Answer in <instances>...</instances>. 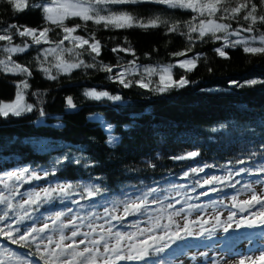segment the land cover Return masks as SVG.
Instances as JSON below:
<instances>
[{
    "label": "trees",
    "instance_id": "1",
    "mask_svg": "<svg viewBox=\"0 0 264 264\" xmlns=\"http://www.w3.org/2000/svg\"><path fill=\"white\" fill-rule=\"evenodd\" d=\"M34 2L42 3L43 0ZM253 2L258 5L257 14H264V5L260 4V0ZM110 9L127 12L143 23L156 17L165 23L157 27L118 29L104 28L91 21L85 23L79 18L66 20L68 26L84 25L74 35L87 38L94 34L101 42L98 61L109 66L135 61L138 72L128 78L133 81L140 79V70L145 66L168 65L187 57H196V68L188 72L174 66L173 78L184 76L190 83L183 88L160 93L153 90L156 84L141 88L133 83L131 87L124 88L109 79V73L97 68H78L59 74L52 68V75H57V79H47L35 58H43L39 49L54 45H32L25 53L13 54L12 58L29 66L33 75L28 77L0 70V101L13 100L15 84L27 79L30 87L25 90L24 98L33 105V110L19 117H0V176L23 167L40 175L48 171L49 175L41 180L23 182L20 192L58 183H71L76 191L61 206L56 203L41 204L32 213V220L18 225L22 230L62 207L71 206L73 212L78 213L84 209V215L101 207H111L118 201L142 196L150 188L159 191L153 192L148 198L157 196L170 201L177 198L168 196L179 184L188 188V193L194 196L202 189L197 182H203L208 175L225 177L229 175V169L235 173L241 167L253 170L251 174H233L231 180L204 184L209 189L206 195L196 194L195 198L180 203L201 201L210 205L227 195L244 193V184L264 177V173L256 171L264 165V54L245 53L243 45H238L235 48L225 47L223 50L227 56L221 57L214 49L225 43L223 39L213 40L207 36L201 41L195 39L197 34L193 33V41L190 42L187 35L181 34L187 33L185 22L196 15L189 9H172L148 0L137 4L111 5ZM221 22L231 24L232 29L240 25L247 27L250 23L243 20L242 14L238 20L225 19ZM12 24L38 30L50 27L53 30L48 35L53 40L63 35L60 28L43 19L41 10L28 8L23 12H15L8 0H0V34H4L2 30L10 28ZM173 24H178L177 30L170 32L169 27ZM255 28L257 31L245 33L254 36L264 32V25L259 22ZM228 39L235 40L234 36ZM25 40L31 42L30 37L15 35L12 43L22 44ZM6 43L0 41V59L6 55L2 52V46ZM118 45L130 48L132 52H113L112 49ZM64 46L71 45L65 41ZM258 46L261 45L255 47ZM178 52H184L185 55H173ZM65 56L72 58L67 53ZM81 59L86 63L93 62L87 52ZM44 66L49 65L45 63ZM250 80H256L257 83L245 84V81ZM230 81H237L241 86L230 84ZM90 89L119 95L121 100L90 98L85 95V91ZM68 97L72 98V111L67 110ZM41 111L44 115H41ZM93 114H100L112 125L111 133L118 137L117 141L112 144L108 142L107 133L98 118L90 117ZM192 151L198 152V155L175 159ZM192 168H204V171L192 173ZM185 172H188L187 176ZM230 184L235 187H230ZM86 185L98 186L101 191L87 198L84 193ZM211 188L217 191H210ZM82 195L86 198L82 199ZM229 208L240 215L246 214ZM2 210L0 208V214ZM9 215L11 217L14 213L10 211ZM140 215L137 213L124 217L120 222L114 221L115 229H131L133 226L127 222ZM8 222L11 223V219ZM216 231L212 235H202L201 238H205L204 245L225 242L227 247H221L220 250L230 254L239 250L248 239L256 237L258 232L264 234L260 228L244 227L240 231H221V235L216 238ZM196 241L198 238L176 240L163 253L150 255L143 261H121L118 264H160L161 261L163 264H175L177 258H181L189 248L199 247L192 246ZM4 248L14 251L29 264H43L40 256L34 255V244L27 247L14 245L0 237V249ZM0 255L8 258L7 253ZM10 259L14 261L16 257Z\"/></svg>",
    "mask_w": 264,
    "mask_h": 264
},
{
    "label": "snow or ice",
    "instance_id": "2",
    "mask_svg": "<svg viewBox=\"0 0 264 264\" xmlns=\"http://www.w3.org/2000/svg\"><path fill=\"white\" fill-rule=\"evenodd\" d=\"M145 2V0H43L42 3H36L34 0H8L15 12H23L28 8H37L43 13V19L51 22L62 30V37L53 40L50 39L48 33L53 29L44 27L42 30L37 28H30L27 26H18L12 24L10 28H4V34H0V41L7 43L2 46L4 58L0 59V70L13 73L25 74L30 77L33 75L29 66L18 63L14 60L13 54L25 53L32 45H42L46 43L50 46L48 48H41L42 59L38 56L35 59L40 65V70L46 75L47 79L55 80L57 75H52V68L56 69L57 74L64 72H71L78 68H97L99 71L109 73V79L120 83L124 88H129L133 83L139 85L141 88H148L153 84L151 77L158 75L159 80L154 91L163 93L170 91L173 88H183L190 83L184 76L179 79H174L172 75V68L174 65L162 66H145L140 74V79L135 81L128 79V77L138 71L135 61H129L127 64L104 65L97 60L100 56L102 45L95 35L89 37L74 35L78 28L84 27L81 24L68 26L65 24L66 20L71 18H79L85 23L91 21L95 25H102L104 28H130L138 27H157L161 21L159 17L143 23L136 20L131 14L127 12H116L110 9L111 5H125L137 4ZM157 4L167 5L172 9H189L196 13L189 21L185 22L187 26V35L189 41H193V33H196L195 39L203 41L207 36L213 40H224L221 47H217L214 51L221 57H226L227 53L223 50L225 47H237L243 45V51L251 54H264V32L259 35L251 37H242L241 32L252 33L257 31L255 25L259 22L264 25V14H257L256 9L258 5L253 0H148ZM260 4L264 5V0H260ZM242 14L244 21H250L247 27L243 25L232 29L229 23L219 22L221 20H238ZM198 21V23H197ZM178 24H173L169 27V31H176ZM14 31H11V30ZM222 33L223 35H218ZM18 35L20 37H30L31 42L27 40L22 44H13V37ZM229 36L237 37L235 40H229ZM259 41L261 46H251L252 42ZM65 41L71 45L65 47ZM113 52H132L130 48H121L119 45L112 49ZM190 51V49H188ZM87 52L92 57V63H86L81 56ZM69 54L71 59L65 56ZM134 54V53H133ZM176 56H184V52L174 53ZM49 57L52 59L50 60ZM45 63L49 66L45 67ZM196 58L182 59L177 61L180 68L185 71H192L196 68ZM113 68L119 69L113 72ZM147 80V82H145ZM256 80L245 81V84H256ZM230 84L241 86L237 81H230ZM16 93L15 98L11 102L0 101V117L16 116L19 117L25 112L33 110V105L24 102L25 90L30 87L27 79L21 80L15 84ZM35 95V93H33ZM85 95L100 100L107 97L109 100L119 101L121 96L110 95L106 91H97L90 89L85 91ZM69 107H74L72 98H67ZM41 115H44L41 111ZM111 127L110 125L108 126ZM114 138L109 137V143H114ZM198 152H188L186 156H178L175 159H186L195 157ZM244 163V161H238ZM210 167V165H205ZM192 173L203 172L204 168H192ZM252 169L241 167L238 172L233 173L229 169V175L225 177L212 176L209 179L203 180V184H212L215 182H223L231 180L233 174L252 173ZM259 173H264V165L256 169ZM49 175L48 171H44L43 175L38 174L34 170L27 167L20 168L15 171H10L0 176V205L5 206L0 214V221H3V227H0V237L10 241L12 244L29 246L34 244L36 253L40 256L43 264H117L118 261H143L150 255L163 253L165 249L169 248L170 244L176 240H181L186 236L193 235H212L215 231L203 227V224L208 221H203L200 231L194 232L192 224L196 221H190L187 214L184 215V222L181 226L174 219L185 213V208L168 211L173 208L172 204L166 207H161L159 210H148V197L153 193L159 191L157 188H150L142 196H137L131 200L118 201L112 205L111 208H104V216H99L93 212H88L84 216L72 215L73 209L55 211L51 216L45 218V222L39 226L35 222L21 229L20 225L23 221H30L33 219L32 213L44 203L50 202L57 197H68L72 194L74 185L71 183L56 184L55 186H47L37 189H31L23 193L20 192V183L32 180H41ZM185 176L188 172L184 173ZM239 183V181H237ZM256 183H262L257 180ZM198 186L199 182H197ZM235 187V185H229ZM75 187H79L76 185ZM244 188L250 191L248 199L239 200L238 194L232 196V207L238 209L240 213H246L236 220L237 212L229 211L227 216V227L224 231L227 232L230 227L235 224L236 228L242 226L254 227L257 225H264V189L257 193L252 184L244 185ZM195 190V189H193ZM101 189L98 186L86 185L84 186V193L87 198L94 197L99 194ZM210 191H217L216 188H211ZM207 193H201L206 195ZM21 196L20 200H15V197ZM82 195V199L86 198ZM74 203L76 201H73ZM152 204H162L159 199H153ZM179 203V201H177ZM122 204V215L117 214L119 206ZM194 208H200V205H187V211L190 212ZM10 211L14 213L10 217ZM148 211V226L141 228L139 222H136L133 227L135 231L121 232L115 230V225L112 221L120 222L124 217L135 215L137 213L143 214ZM152 211H158V215L153 216ZM166 213V215H165ZM70 217L66 221L62 218ZM94 218V219H93ZM11 219V223L8 220ZM95 219H103V223L96 224ZM167 220V223H161V220ZM217 224L220 223V217L215 216ZM199 221V217L197 218ZM50 221V223L48 222ZM88 228V231H82V226ZM17 225V227H13ZM175 225V229H173ZM68 230L66 233L65 230ZM159 230V232H157ZM78 237H83L78 239ZM0 253H7L8 258L0 255V264H29L26 259L20 258L14 251L4 248L0 249ZM206 255V254H205ZM16 257L14 261L10 258ZM250 261L251 264H264V251H261L260 256L253 259V257H243L237 261V264H245V261ZM160 264H163L161 261ZM212 264H218L215 258L212 259Z\"/></svg>",
    "mask_w": 264,
    "mask_h": 264
},
{
    "label": "rangeland",
    "instance_id": "3",
    "mask_svg": "<svg viewBox=\"0 0 264 264\" xmlns=\"http://www.w3.org/2000/svg\"><path fill=\"white\" fill-rule=\"evenodd\" d=\"M219 22H221V21H219ZM241 36L242 37H246V38L247 37H251V35H248L245 32H241ZM234 38L236 39L237 37L234 36ZM257 45H260L258 40L255 41V42H252V44H251V46H257ZM190 58H196V57H187V58H183V59H190ZM171 65L178 66L177 61L172 63ZM156 66H162V65H153L152 67H156ZM143 68L140 70V72H142ZM118 70L119 69L115 68L113 72H116ZM130 76L128 78H130ZM151 80L153 81V84H157L158 80H159L158 75H153L151 77ZM11 101H3V102H11ZM24 102L26 104H30V103H28L25 100V98H24ZM90 117L98 118V120L100 121L99 123L102 124L105 132L107 133L108 142H109V137H112V138H114V141H117L118 137L115 134L111 133L112 125L109 122H106L105 119L100 114H93V115H90ZM109 125L111 126L110 128L108 127ZM110 144H112V143H110ZM212 176H219V175H217V174L208 175V176H206L205 179H209ZM261 181H262V183H256V181H255V182L248 183V184H252V186L255 189V191L257 193H260L261 190L264 189V177L262 178ZM22 183L23 182L20 183V187H21ZM199 185H202V186H199L202 189L199 192L196 193L197 195H201L202 192L203 193H207V191H209V189H206V187H205L206 184L204 186L202 181H200ZM43 187H46V186L43 185V186H36V188L35 187L34 188H28V189L23 190L21 193H23L25 191H29L31 189L39 190L40 188H43ZM173 187L174 186H172V188ZM203 188H205L206 190L203 189ZM165 189H169V188L166 187ZM174 189H175V191L170 192V194H169L170 196H168V197L169 198H174L176 196L177 197L176 199H174V200L171 199L170 201H166V198H164V197L160 198V197L156 196L154 198H148L149 204L147 205V209L148 210H159L162 206L166 207L168 204H172L173 205V208L169 209L168 211H174L176 209L185 208V210H186L185 213H181L180 216L174 217V219L178 222V224H180L181 226L183 225L184 215L187 214L188 219L190 221H196V223L192 224L191 227H192V230L194 232H197V231H200L202 222L206 220V221H208V223L203 224V227L204 228H212V229L215 228V231L217 230L216 232H218L216 234V238L221 235V234H219L221 231H224L223 230L224 227L228 226L227 225V216H228L229 211H232L229 208V207H232V203H233L232 202V196L238 194V199L239 200H244V199H248L250 194H251L250 191L245 189L243 191L244 193H241V194L236 193V194H232V195H227L224 198H222L221 200H218L217 203H211L212 205L211 204L208 205V203L204 204L201 201L196 202V203L195 202L188 203V202L185 201L186 202L185 204L180 205V203H184V200H187L189 198H195L197 195L195 194L194 196H191L188 193L189 189L186 188L182 184L177 185V187H175ZM0 190H3L2 187L0 188ZM75 192L76 191L73 189L72 190V194H74ZM134 198H136V197H133L131 199H134ZM20 199H21V196L15 197V200H20ZM66 199H67V197H57L56 199H53L50 202H47V204L53 205V203L54 204L56 203L57 205L61 206L63 204V201H65ZM153 199L161 200L162 204H159V203L158 204H152L151 201ZM177 201H179V203H177ZM189 204H191V205H200V208H198V209L194 208L193 210L188 212L187 211V205H189ZM73 206L77 207L76 204H73ZM4 207L5 206L0 205V208H4ZM111 207H109V208H111ZM68 208L72 209L71 206H68L66 208L62 207V208H60L58 210L56 209L54 211H51L48 215H46V217L51 216L55 211L66 210ZM82 208H83V206H81V209ZM233 209L234 210H238V209H235V208H233ZM83 210L84 209H82L81 213L73 212L72 215L84 216L85 214L84 215L82 214ZM91 212H93V213H95V214H97L99 216H104V208L103 207H101L99 209H95V210H93ZM117 214L122 215V207L121 206H119V208L117 210ZM139 214H141V213H139ZM151 214L153 216H155V215H158L159 213H158V211H152ZM217 214L220 217V223L219 224H217V221L215 219V216ZM165 215H166V213H165ZM241 216H244V215H240L239 213H237V216L235 217V219L239 220V218ZM46 217H42V219L40 221H38L36 225L39 226L41 223L45 222V218ZM198 217H199V221L197 220ZM69 218L70 217L66 216V217H64L62 219H64L66 221ZM147 221H148V211L144 212L143 214H141L138 217H135V218L131 219L129 222H127V224L133 226L136 222H139V227L144 228V227L148 226ZM48 222L50 223V221H48ZM113 222L114 221H112V223ZM95 223L96 224H101V223H103V219H95ZM161 223H167V220L166 219L161 220ZM0 227H3L2 222H0ZM175 227L176 226L173 225V229H175ZM244 227H246V226H242L240 228H236L235 224L233 223V226L230 227L229 230H231V231L239 230L240 231ZM115 230H119L121 232H130V231H135V228L134 227H131V229H118L117 228ZM65 231H66V233L68 232L67 229ZM82 231H88V228L86 227V224H85V226H82ZM157 232H159V230H157ZM263 235L264 234H262V233H257L256 237H252V238L248 239V241L243 243V247L239 248V250L236 251V252L239 251L237 254H235L236 252L230 254V253H224L223 251H221L220 250L221 247L225 248L228 245L225 242H218V243H215V244L204 245V239L205 238H201L202 235H200V236H197V235L186 236V237L183 238V240H191V239H194V238H198V241L193 243L192 246H194V247L199 246V247L198 248H192V249L189 248V250L185 251V253L182 256H180L181 258H179V259L177 258V260L175 261L176 262L175 264H212V259L213 258H215L217 260L218 264H237V261L241 258V256H243V257L251 256V257H253V259H255L256 257L260 256L261 251H264V236ZM80 238H83V237H78V239H80ZM174 245H176V244L174 243ZM252 247H256V248L254 250L253 249H249V248H252ZM119 262H121V261H118L117 264ZM245 264H251V262L246 260Z\"/></svg>",
    "mask_w": 264,
    "mask_h": 264
},
{
    "label": "water",
    "instance_id": "4",
    "mask_svg": "<svg viewBox=\"0 0 264 264\" xmlns=\"http://www.w3.org/2000/svg\"><path fill=\"white\" fill-rule=\"evenodd\" d=\"M66 104H67V102H66ZM67 106H68V104H67ZM73 109H74V107H69V106L67 107V110H68V111H72ZM235 209H236V208H235ZM260 227H261V228H264V225H260Z\"/></svg>",
    "mask_w": 264,
    "mask_h": 264
},
{
    "label": "flooded vegetation",
    "instance_id": "5",
    "mask_svg": "<svg viewBox=\"0 0 264 264\" xmlns=\"http://www.w3.org/2000/svg\"><path fill=\"white\" fill-rule=\"evenodd\" d=\"M260 227V225H257V226H254V228H259ZM264 231V230H263ZM262 232V231H261ZM263 233V232H262Z\"/></svg>",
    "mask_w": 264,
    "mask_h": 264
}]
</instances>
